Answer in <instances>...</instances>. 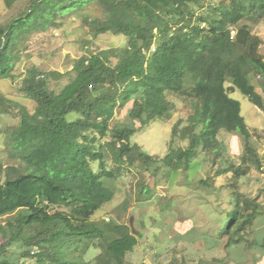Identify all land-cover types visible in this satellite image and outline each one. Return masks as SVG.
Segmentation results:
<instances>
[{
	"label": "trees",
	"instance_id": "obj_1",
	"mask_svg": "<svg viewBox=\"0 0 264 264\" xmlns=\"http://www.w3.org/2000/svg\"><path fill=\"white\" fill-rule=\"evenodd\" d=\"M93 1L106 16L85 13L84 25L94 34H124L125 45L75 58L59 92L51 79L66 72L28 67L20 92L36 103L34 113L0 91V117L13 110L21 117L0 126V142L12 157L0 159V264H127V252L139 244L130 225L92 219L115 197L113 182L136 162L154 174L162 166L187 171L201 151L213 172L199 185L229 193L227 223L219 230L225 246L264 248V235L253 237L264 199L241 188L254 167L264 168V154L251 142L254 131L230 94L239 89L264 112V95L251 82L259 77L264 89V39L248 22L264 11V0H30L14 19L0 21V79L14 76L23 38L61 25L65 15ZM16 2L5 0L8 7ZM171 95L188 104L186 124L179 119L173 125L164 156L151 154L131 139L153 120L171 119ZM116 107L126 109L124 124L111 119ZM71 112L78 117L68 119ZM221 129L244 138L239 160L219 139ZM219 177L224 185H216ZM150 191L142 190L144 200ZM88 243L101 248L93 260L85 258ZM17 247L18 261L11 257ZM167 264L202 262L173 253Z\"/></svg>",
	"mask_w": 264,
	"mask_h": 264
},
{
	"label": "rangeland",
	"instance_id": "obj_2",
	"mask_svg": "<svg viewBox=\"0 0 264 264\" xmlns=\"http://www.w3.org/2000/svg\"><path fill=\"white\" fill-rule=\"evenodd\" d=\"M29 3L30 0H17L12 7H8L5 0H0V21L8 23L26 10ZM85 13L97 17L106 16L105 10L93 1L82 10L65 15L61 25L34 32L23 38L18 47L20 58L13 70L14 76L0 79V91L7 97L25 104L30 113H34L36 103L20 92V85L28 67L36 65L45 71L66 72V75L59 79H51V88L59 92L69 81V71L75 58L92 51L102 54L106 49L127 43L124 34H114L111 31L94 34L83 23L82 16ZM254 17V20L250 19L248 22L252 25L253 32L264 39V11L256 12ZM261 51L264 53V45ZM112 60L116 61L115 58ZM251 82L264 95L260 78L252 76ZM227 85H231V82L227 81ZM230 94L240 101L242 114L254 131L251 142L258 147L259 154L263 155L264 112L239 89ZM170 99L174 105L171 119H155L136 132L131 139L151 154L164 156L169 149L173 125L179 119H183L186 124L185 120L190 112L188 104L177 95H171ZM110 112L111 119L120 124H124L128 118L125 108H111ZM76 117V112L67 115L68 119ZM20 119L17 111L13 110L11 114L0 117V126L18 124ZM218 137L226 144L234 158L239 160L245 150V140L240 133L221 129ZM175 140L178 145H187V141L179 137H175ZM0 159L3 162L12 161L2 142ZM93 165L97 169L98 163L94 162ZM212 172L211 162L202 151L187 171L170 172L162 166L157 174H154L140 162L133 166H124L122 174L112 184L116 189L115 197L97 210L92 219L126 222L131 229L140 232L135 233L139 244L126 254L127 264H167L173 253L180 259L185 257L202 264H264V248L261 246L247 248L245 243L225 246L226 238L219 234V230L228 219V190L226 187H221L220 190L207 189L198 183L200 178H205ZM225 183L224 177H219L216 181L217 186ZM147 187L151 189L150 199L144 200L142 190ZM241 188L250 195L261 193L264 199V168L254 167L251 174L241 181ZM263 235L264 215L258 217L253 230V237ZM2 240L0 236V242ZM85 246L87 260H93L101 252V248L93 246L92 243ZM11 257L13 260H19L18 247L16 254Z\"/></svg>",
	"mask_w": 264,
	"mask_h": 264
},
{
	"label": "water",
	"instance_id": "obj_3",
	"mask_svg": "<svg viewBox=\"0 0 264 264\" xmlns=\"http://www.w3.org/2000/svg\"><path fill=\"white\" fill-rule=\"evenodd\" d=\"M131 225H132V220H131ZM132 232L135 233H140L139 231L135 230L134 228L132 229Z\"/></svg>",
	"mask_w": 264,
	"mask_h": 264
}]
</instances>
